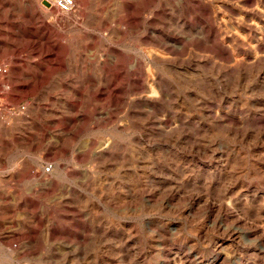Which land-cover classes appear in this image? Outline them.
<instances>
[{
	"label": "rangeland",
	"instance_id": "1",
	"mask_svg": "<svg viewBox=\"0 0 264 264\" xmlns=\"http://www.w3.org/2000/svg\"><path fill=\"white\" fill-rule=\"evenodd\" d=\"M136 1L0 0V264H264V0Z\"/></svg>",
	"mask_w": 264,
	"mask_h": 264
},
{
	"label": "bare ground",
	"instance_id": "2",
	"mask_svg": "<svg viewBox=\"0 0 264 264\" xmlns=\"http://www.w3.org/2000/svg\"><path fill=\"white\" fill-rule=\"evenodd\" d=\"M162 8H163V1L162 0H138V1L135 2V5H130V6L127 7V9H124L123 10V13H127V16L129 17V23H131V26L135 30V29L140 28L142 26V22L144 23V21L146 20V19L145 20L142 19V11H144L145 9L158 10L160 13L159 12H154V14H153V16L156 17V16H160L161 14H163L164 11L162 10ZM73 11L71 13H64V14L63 13H60V12L59 13L63 16V18H65V17L71 15L73 13ZM62 20H64V19H62ZM66 22H67V24H71L72 23V22H70L69 17L67 18ZM152 31H150V33ZM154 32L155 31H153V33ZM116 75L117 76L113 77L110 83H107L105 86H102L103 84L100 85V86H98L97 89H96V91H95V94L99 96V94H102L103 93V94H107L110 97H113V95L115 93H117L116 92L117 90L113 89V84L115 83L116 80H118L120 78V77L118 78V74H116ZM41 77H42V75H41ZM39 82H41V81H39ZM39 82H37V83L39 84ZM19 89H21V88L19 87ZM16 103H17V100H16ZM91 147H93V146H91ZM110 151L111 150H108L107 153L109 155H113V153L110 152ZM42 170H43V174L45 175V177L46 176L47 177L50 176L51 170H48L47 171L46 169H43V168H42ZM55 185H56V183L54 181H52L49 185H47V187L52 188V187H55Z\"/></svg>",
	"mask_w": 264,
	"mask_h": 264
},
{
	"label": "built area",
	"instance_id": "3",
	"mask_svg": "<svg viewBox=\"0 0 264 264\" xmlns=\"http://www.w3.org/2000/svg\"><path fill=\"white\" fill-rule=\"evenodd\" d=\"M75 0H54L53 7L60 13H71L75 9ZM8 68L0 60V74H6Z\"/></svg>",
	"mask_w": 264,
	"mask_h": 264
}]
</instances>
